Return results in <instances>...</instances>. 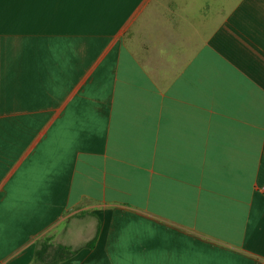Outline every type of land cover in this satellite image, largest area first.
<instances>
[{
	"label": "crops",
	"instance_id": "1",
	"mask_svg": "<svg viewBox=\"0 0 264 264\" xmlns=\"http://www.w3.org/2000/svg\"><path fill=\"white\" fill-rule=\"evenodd\" d=\"M263 187L264 0H0V264H264Z\"/></svg>",
	"mask_w": 264,
	"mask_h": 264
},
{
	"label": "rangeland",
	"instance_id": "2",
	"mask_svg": "<svg viewBox=\"0 0 264 264\" xmlns=\"http://www.w3.org/2000/svg\"><path fill=\"white\" fill-rule=\"evenodd\" d=\"M53 250H55L54 248H53ZM53 260H57L58 259V256H54V258H52Z\"/></svg>",
	"mask_w": 264,
	"mask_h": 264
},
{
	"label": "trees",
	"instance_id": "3",
	"mask_svg": "<svg viewBox=\"0 0 264 264\" xmlns=\"http://www.w3.org/2000/svg\"><path fill=\"white\" fill-rule=\"evenodd\" d=\"M91 245H92V242H90V244H88L89 247H91Z\"/></svg>",
	"mask_w": 264,
	"mask_h": 264
},
{
	"label": "built area",
	"instance_id": "4",
	"mask_svg": "<svg viewBox=\"0 0 264 264\" xmlns=\"http://www.w3.org/2000/svg\"><path fill=\"white\" fill-rule=\"evenodd\" d=\"M262 191H263V193H264V187L262 188Z\"/></svg>",
	"mask_w": 264,
	"mask_h": 264
}]
</instances>
